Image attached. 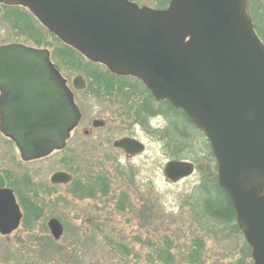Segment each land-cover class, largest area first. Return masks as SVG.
<instances>
[{
    "label": "water",
    "instance_id": "95a60500",
    "mask_svg": "<svg viewBox=\"0 0 264 264\" xmlns=\"http://www.w3.org/2000/svg\"><path fill=\"white\" fill-rule=\"evenodd\" d=\"M27 8L61 42L120 77L140 80L159 101L182 111L207 139L218 163L219 187L230 198L256 264H264V46L248 0H171L166 9L127 0H0ZM83 79L73 80L75 89ZM0 89L10 98L12 119L1 132L24 161L65 148L80 120L73 94L47 50L0 47ZM133 158L145 147L135 139L113 143ZM194 174L186 161H169L172 184ZM52 183L68 184L58 173ZM22 214L10 190H0V236L19 227ZM47 228L57 242L59 221Z\"/></svg>",
    "mask_w": 264,
    "mask_h": 264
},
{
    "label": "rangeland",
    "instance_id": "374dc122",
    "mask_svg": "<svg viewBox=\"0 0 264 264\" xmlns=\"http://www.w3.org/2000/svg\"><path fill=\"white\" fill-rule=\"evenodd\" d=\"M133 1L139 7L158 9L157 0ZM254 7L253 20L249 11L251 22L264 46V0H255ZM8 43L47 50L69 86L77 76L87 84L114 81L104 68L67 51L26 9L0 6V45ZM81 97L75 99L89 100L86 117L92 119L90 109L95 103L88 96ZM171 118L170 130L163 135L165 143H158L147 126L132 127L129 118L126 128L113 129L118 125L111 121L97 132L96 136L110 138L108 147L98 149L97 140H81V133L73 132L62 151L40 160L32 171L28 169L32 165L18 163L19 178L41 172L44 180L56 170H72L73 181L52 198L28 200L35 212H23L18 229L8 237L0 236V264H237L238 258L249 256L244 240L231 229L234 223L218 225L201 217L198 202L208 197L200 186L213 185L216 164L205 138L176 114ZM164 119L162 114L150 123L163 127ZM122 135H134L145 153L127 159L114 150L111 142ZM171 160L193 161L194 174L170 183L163 169ZM73 184L81 187L79 195L69 190ZM90 188L96 189L97 196L84 200ZM50 219L64 228L59 242L50 237Z\"/></svg>",
    "mask_w": 264,
    "mask_h": 264
},
{
    "label": "flooded vegetation",
    "instance_id": "af4514ba",
    "mask_svg": "<svg viewBox=\"0 0 264 264\" xmlns=\"http://www.w3.org/2000/svg\"><path fill=\"white\" fill-rule=\"evenodd\" d=\"M128 1L135 3L133 0H128ZM0 6L7 8V9H11V10L17 9V8L26 9L20 6H6L2 4H0ZM27 11L31 14L29 10ZM14 44L15 43L2 44L0 45V47L14 45ZM15 45H20V44H15ZM36 50H40V49H36ZM89 64H93V63L89 62ZM95 65H98L104 68V70L106 71L105 73H107L109 75V78L114 81L95 80V81H90L89 84L83 81L82 83L83 88L80 90L75 89L73 86V80L76 77L71 81L70 86H69L68 81L61 75V72L58 69V67L53 65L55 70L59 73L60 77L66 81V85L69 88V90L72 92L74 102L80 112V116H81L80 120L77 126L71 132V134H74L73 132L81 133L82 135V137L80 138L81 140L95 139L99 143L98 149L100 148L103 149L104 147H108L110 138L107 136L105 137L96 136L97 132L102 129H105L109 123H112L111 121H114L113 123L115 125H118L115 127L113 126V129L121 128V127L126 128L128 127V125L126 124H129V121H126V119L131 118L132 127H140L144 129V127L146 128L147 126L148 131L153 134L155 140L158 143L162 141L165 143L166 138L163 139L162 134L170 130L171 123H172L171 117H172V114H174L173 111L175 110L170 105V103H168L167 101L157 100L152 95V93L149 91V89H147L145 85L139 80L132 78V77L116 76L110 73L104 66L99 65V64H95ZM130 78L134 79V82L132 83L125 82V80H123V79H130ZM83 95L88 96L90 100L92 99L95 103L94 105H91V109L88 107V109H90L92 116H95L92 119H89L86 117L87 103L89 102V100L83 99L82 98ZM76 96H82L81 97L82 99L76 100L75 99ZM10 101H11V98L0 89V190L7 189L11 191V193L13 194L15 198V202L19 208V211L22 212V218H21V221H22L24 217L23 212H35V210L32 209L30 205L31 203L30 201H32V199H34L35 201L37 200L43 201L45 199H49L50 197L51 198L54 197L55 192H59L62 189L68 188V186L71 185L73 181L74 172L72 170H68V171L56 170L52 172L51 174L45 176L44 180H42V176L40 174L41 172L34 173V176L31 178L25 177L23 175H21L19 178L16 172L18 163H20L22 166L32 165L31 167L28 168L29 170H31L33 166H35L36 164H39L40 160L45 159L47 157L54 156L60 151H55L51 153L50 155L43 157V158L24 161L21 158V155L16 145L13 143V141L9 139L8 137H6L5 135H3L1 132V127L3 125L2 120H7V119L11 120L12 116L14 115L13 107L10 106ZM176 112H181V111L176 110ZM181 113L180 115H178L179 118H181L184 122L187 123L185 119L186 116L184 115L185 116L184 118V116H182ZM162 114H164V118H165L164 126L163 127L152 126L150 122L153 119L158 118ZM103 115H105L106 118H103L102 117ZM71 134H70L68 141L66 142V145L71 139ZM123 138H131V139L137 140L134 137V135H122L120 138L114 139L111 142V147L113 148V143L115 141L123 139ZM206 143L208 145L209 153L212 156L214 163L216 164V171H217V162L211 151L210 145L208 144L207 141ZM114 150L121 152L127 159H133V158L126 156L121 150H117V149H114ZM181 161H186V160H181ZM190 163L193 164L194 170H195L194 162L190 161ZM58 173H64V174L69 175L70 182L68 184L52 183L51 182L52 176ZM7 180L9 181L6 182ZM22 180L23 181L26 180V182L22 184L21 183ZM80 185H83V184L80 183ZM93 186L96 187V184H93ZM69 190L71 191V193L75 192L77 193V195H79L78 193L80 192L81 187L77 186L76 184H73ZM21 191L23 195L20 194ZM90 191L91 192L84 194L85 195L84 200H94L96 198L97 196L96 189L93 190L92 188H90ZM86 196H88L87 199H86ZM235 226L237 228L236 230H237L238 236L242 237L245 243L244 245H246V247L249 250V256L244 257V258L242 257L238 258L237 264H256L255 259L253 257L252 248L245 241L243 233L241 229L239 228L236 219H235ZM63 234H64V228H63Z\"/></svg>",
    "mask_w": 264,
    "mask_h": 264
},
{
    "label": "trees",
    "instance_id": "16d2710c",
    "mask_svg": "<svg viewBox=\"0 0 264 264\" xmlns=\"http://www.w3.org/2000/svg\"><path fill=\"white\" fill-rule=\"evenodd\" d=\"M170 1L171 0H157V2H158L157 8L158 9H165L169 5ZM248 1H249V11H250V14H251V17L253 20L254 14L257 11V7H254L255 0H248ZM254 29H255V26H254ZM255 32H256V30H255ZM65 47L67 48V51L76 52L72 48H70L66 45H65ZM173 113L178 116V115H180L181 112H176V110H174ZM181 114H182V116H184L183 113H181ZM184 118H185V116H184ZM185 119H186L187 123L191 126L188 119L187 118H185ZM191 127L193 128V126H191ZM162 135H165V134H162ZM162 137L164 138V136H162ZM207 148H208V145H207ZM207 187H212V188L208 189ZM200 188H201V190H204V191L206 189V196L208 197V200L204 199L203 203L202 202L200 203V201L198 202V209H199L201 217L204 218L205 220L207 219L208 221H211V222L218 224V225H225L227 222L234 223L232 225L231 229L233 228L234 233H237V230H236L237 228L235 226V219L233 216V209H232V204H231L230 198L219 187L218 182H217V175H216V180L214 181L212 186L210 184H206V185L201 184ZM199 199H203V198H199ZM231 232L233 233V231H231ZM46 249H47V251H49L48 255H50L49 247H47Z\"/></svg>",
    "mask_w": 264,
    "mask_h": 264
}]
</instances>
